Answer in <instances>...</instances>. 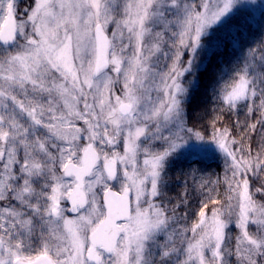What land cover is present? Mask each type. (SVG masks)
<instances>
[{"label":"snow or ice","instance_id":"obj_1","mask_svg":"<svg viewBox=\"0 0 264 264\" xmlns=\"http://www.w3.org/2000/svg\"><path fill=\"white\" fill-rule=\"evenodd\" d=\"M248 8L0 0V264H264V47L214 78L227 125L186 111ZM212 145L192 210L170 166Z\"/></svg>","mask_w":264,"mask_h":264},{"label":"trees","instance_id":"obj_2","mask_svg":"<svg viewBox=\"0 0 264 264\" xmlns=\"http://www.w3.org/2000/svg\"><path fill=\"white\" fill-rule=\"evenodd\" d=\"M247 11L250 13L246 17L247 27L242 29L241 35L237 37L238 43L228 49L227 54L222 57V63L214 64L209 69L210 75L205 76L195 97L191 101L190 108L186 109L189 118L187 126L192 127L194 131L204 133L206 139L212 134L213 123H216L217 127H220L222 124H228L226 118L217 120L221 115L220 108L223 107L222 104L217 102L213 93V89L218 87L214 79L218 76V70H227L237 66L245 58L251 57L253 53L258 58L261 48L264 47V9L254 12L248 8ZM216 159L197 158L189 160L184 158L174 160L169 171V175L175 181L170 194L175 196L181 192L186 181L190 191H192L190 205L192 210H195L198 201L203 199L198 189V182L202 179L216 180L218 177L222 178L224 175L223 161L219 157ZM193 170H197L195 175L192 174Z\"/></svg>","mask_w":264,"mask_h":264},{"label":"rangeland","instance_id":"obj_3","mask_svg":"<svg viewBox=\"0 0 264 264\" xmlns=\"http://www.w3.org/2000/svg\"><path fill=\"white\" fill-rule=\"evenodd\" d=\"M242 2L247 4V5H249V9L253 10L254 12H258V11L264 9V8L261 7L262 5H264V0H242ZM190 143L200 144L202 142L195 141L193 139L192 141H190ZM212 147H213V151L211 152V149H209L207 154H204V153L185 154V155L180 156L179 159L187 158L189 160H194V159H197V158H203V159H207V160H217L216 158L219 157L223 161L224 172H225V157L223 156V154H221L215 148V145H212ZM65 206L67 207L66 202H65Z\"/></svg>","mask_w":264,"mask_h":264},{"label":"water","instance_id":"obj_4","mask_svg":"<svg viewBox=\"0 0 264 264\" xmlns=\"http://www.w3.org/2000/svg\"><path fill=\"white\" fill-rule=\"evenodd\" d=\"M68 205H69V207H70V202H68Z\"/></svg>","mask_w":264,"mask_h":264},{"label":"flooded vegetation","instance_id":"obj_5","mask_svg":"<svg viewBox=\"0 0 264 264\" xmlns=\"http://www.w3.org/2000/svg\"><path fill=\"white\" fill-rule=\"evenodd\" d=\"M66 204H67V202H66ZM68 207V206H67Z\"/></svg>","mask_w":264,"mask_h":264}]
</instances>
